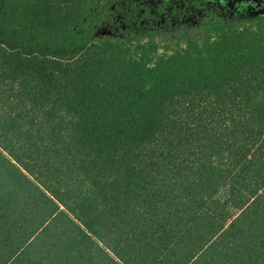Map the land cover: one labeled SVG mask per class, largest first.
<instances>
[{
    "label": "trees",
    "instance_id": "obj_1",
    "mask_svg": "<svg viewBox=\"0 0 264 264\" xmlns=\"http://www.w3.org/2000/svg\"><path fill=\"white\" fill-rule=\"evenodd\" d=\"M129 4L0 0V264H264V16Z\"/></svg>",
    "mask_w": 264,
    "mask_h": 264
},
{
    "label": "flooded vegetation",
    "instance_id": "obj_2",
    "mask_svg": "<svg viewBox=\"0 0 264 264\" xmlns=\"http://www.w3.org/2000/svg\"><path fill=\"white\" fill-rule=\"evenodd\" d=\"M134 7L143 12L148 9L145 18L149 20L142 19L141 22L160 25L162 32L192 31L193 27L201 25L212 14L231 22L242 18L254 20L264 16V13L254 16L258 11L264 10V0H130L124 12L127 17L134 16ZM155 13L156 16L153 15Z\"/></svg>",
    "mask_w": 264,
    "mask_h": 264
},
{
    "label": "rangeland",
    "instance_id": "obj_3",
    "mask_svg": "<svg viewBox=\"0 0 264 264\" xmlns=\"http://www.w3.org/2000/svg\"><path fill=\"white\" fill-rule=\"evenodd\" d=\"M264 13V10L263 11H258L256 14H254V16H257V15H260V14H263Z\"/></svg>",
    "mask_w": 264,
    "mask_h": 264
}]
</instances>
